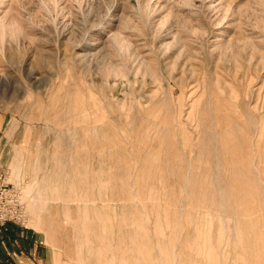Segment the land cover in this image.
I'll use <instances>...</instances> for the list:
<instances>
[{
  "label": "rangeland",
  "instance_id": "1",
  "mask_svg": "<svg viewBox=\"0 0 264 264\" xmlns=\"http://www.w3.org/2000/svg\"><path fill=\"white\" fill-rule=\"evenodd\" d=\"M0 29V172L52 264H264V0H1Z\"/></svg>",
  "mask_w": 264,
  "mask_h": 264
},
{
  "label": "crops",
  "instance_id": "2",
  "mask_svg": "<svg viewBox=\"0 0 264 264\" xmlns=\"http://www.w3.org/2000/svg\"><path fill=\"white\" fill-rule=\"evenodd\" d=\"M9 123L0 111V149L8 141ZM52 255L44 237L31 227L10 224L6 232L0 233V264H52Z\"/></svg>",
  "mask_w": 264,
  "mask_h": 264
},
{
  "label": "built area",
  "instance_id": "3",
  "mask_svg": "<svg viewBox=\"0 0 264 264\" xmlns=\"http://www.w3.org/2000/svg\"><path fill=\"white\" fill-rule=\"evenodd\" d=\"M28 221L25 204L18 189L5 183L0 172V233L8 230V225L25 227Z\"/></svg>",
  "mask_w": 264,
  "mask_h": 264
},
{
  "label": "bare ground",
  "instance_id": "4",
  "mask_svg": "<svg viewBox=\"0 0 264 264\" xmlns=\"http://www.w3.org/2000/svg\"><path fill=\"white\" fill-rule=\"evenodd\" d=\"M0 3H1V0H0ZM191 8V7H190ZM3 34H4V32L0 29V36H1V39H3ZM222 35H223V32L221 33V35L220 36H218L216 39H217V41L214 43V45L216 46V45H218L220 42H222ZM113 45H115V43L113 44ZM89 46V45H88ZM148 74V73H147ZM146 74V75H147Z\"/></svg>",
  "mask_w": 264,
  "mask_h": 264
}]
</instances>
